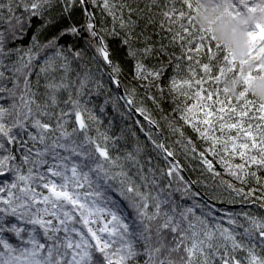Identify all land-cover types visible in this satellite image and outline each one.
<instances>
[{"label": "snow or ice", "instance_id": "1", "mask_svg": "<svg viewBox=\"0 0 264 264\" xmlns=\"http://www.w3.org/2000/svg\"><path fill=\"white\" fill-rule=\"evenodd\" d=\"M221 4L233 19L264 8ZM194 12L193 0H0V264H264V214L217 207L264 210V102L249 91L264 76V23L243 25L237 59ZM109 38L127 48L130 79ZM101 96V115L110 104L132 119L116 135L112 120L101 130ZM173 145L230 198L204 197ZM214 160L256 187L221 179Z\"/></svg>", "mask_w": 264, "mask_h": 264}, {"label": "trees", "instance_id": "2", "mask_svg": "<svg viewBox=\"0 0 264 264\" xmlns=\"http://www.w3.org/2000/svg\"><path fill=\"white\" fill-rule=\"evenodd\" d=\"M141 7H143V4H141ZM133 18H135V17H133ZM139 30L140 29L138 28L136 31L138 32ZM149 31L151 32L152 30L149 29ZM152 39L157 40V39H159V37L153 36ZM108 43H109L110 49L113 53L112 58L114 60H118L121 62L122 67L125 71V74L130 79L133 61L126 58L127 48L122 47L119 43V40H113V39L109 38ZM135 46L142 47L143 45L137 44ZM146 63L151 64L152 61L148 60V61H146ZM125 82L127 83V81H125ZM103 100H104L103 96L94 100V103L96 104V108H97V114L101 116V120L103 121L102 125L100 126L102 131L108 127V121L109 120L113 121V126H112L110 133H109L110 135L118 134L121 126L124 125L125 123L132 124V119L125 121V118L121 117L118 112H115L112 110L110 104L106 106L105 114L101 115L98 111V107H99V104L103 103ZM120 104L122 106L123 102L121 101ZM91 106L92 105H89V107H91ZM165 108L168 109L169 105H165ZM121 111H125V110L121 107ZM135 118H137V116L134 114L133 119H135ZM180 123H182V122H180ZM133 130L137 131V134L140 135V139L143 141L144 137L142 134L139 133V130H138V128H136L135 125H133ZM185 132L188 136L195 139V136L191 132L190 129L185 128ZM163 135L165 137H168V139L166 140L167 144H172V142L175 139H177V136L171 135L166 129H165ZM126 143L128 145V150H131V145L134 143V141L132 140V138L130 136L128 137ZM124 146H125V142H121L120 148L123 149ZM173 147H175V150L178 153L177 159L181 162L182 166L184 167L185 172L188 175V178H191L194 180L199 178L202 181L207 182V184L209 185V187H207V188L203 187L202 185L196 186L197 189L202 193V195L204 197L208 198V197H213V196H219L224 201H227L230 198L228 192L224 191L223 189H216L215 191L212 190L214 185L212 184L211 176L203 172L202 166L200 165V162L198 160H193L191 158L186 159L185 156L183 154H181V150H180L179 146L173 145ZM197 147L202 150V145H200L199 142L197 143ZM113 154H116V153H113ZM149 154L153 155V157H154L153 166L159 165L160 167H166V164L162 158L157 159V158H155L154 153H149ZM208 158L212 159L211 156H209ZM237 162H239V161L237 160ZM213 163L216 167V170L218 172H221L220 178L224 179V180L231 181L237 188L245 187V190H247V187H256V185L254 183H252L248 186H243V185L237 183L236 181L232 180L231 177H229L223 173V169L220 167L219 164H216L215 160L213 161ZM262 175H264V173H262ZM261 194H262L261 191L256 192L257 197L260 196ZM259 203H260L259 200L255 201V205L252 203L244 204V203H239V202H237L235 204H228V203L219 204L218 203L217 207L227 208L229 211H233V212L249 211V212H253V213L264 214V210H260L258 207Z\"/></svg>", "mask_w": 264, "mask_h": 264}, {"label": "clouds", "instance_id": "3", "mask_svg": "<svg viewBox=\"0 0 264 264\" xmlns=\"http://www.w3.org/2000/svg\"><path fill=\"white\" fill-rule=\"evenodd\" d=\"M218 2L219 0H199V2L193 0L194 22L200 28H210V34L215 37L216 42L227 45L237 59L244 57L247 54L248 46L243 25L255 21L264 23V8H261L254 15L247 14L239 19H233L224 13L223 4L220 7H213V4ZM261 62L264 63V61ZM224 86L229 94H236L235 86L231 81L226 82ZM249 91L258 101L264 102V76L253 80Z\"/></svg>", "mask_w": 264, "mask_h": 264}, {"label": "water", "instance_id": "4", "mask_svg": "<svg viewBox=\"0 0 264 264\" xmlns=\"http://www.w3.org/2000/svg\"><path fill=\"white\" fill-rule=\"evenodd\" d=\"M120 91L123 92V89H121ZM184 175H185L186 177H188V175L186 174L185 171H184Z\"/></svg>", "mask_w": 264, "mask_h": 264}]
</instances>
